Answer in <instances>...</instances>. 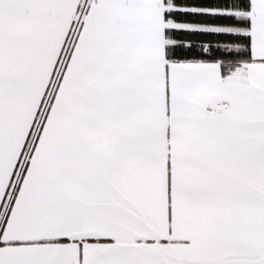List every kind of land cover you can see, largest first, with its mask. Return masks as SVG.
<instances>
[{"label": "snow or ice", "instance_id": "1", "mask_svg": "<svg viewBox=\"0 0 264 264\" xmlns=\"http://www.w3.org/2000/svg\"><path fill=\"white\" fill-rule=\"evenodd\" d=\"M0 264H264V0H0Z\"/></svg>", "mask_w": 264, "mask_h": 264}]
</instances>
